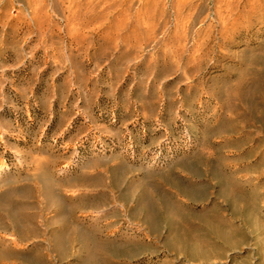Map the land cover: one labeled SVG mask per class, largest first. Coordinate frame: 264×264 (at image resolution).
Instances as JSON below:
<instances>
[{"label": "rangeland", "instance_id": "obj_1", "mask_svg": "<svg viewBox=\"0 0 264 264\" xmlns=\"http://www.w3.org/2000/svg\"><path fill=\"white\" fill-rule=\"evenodd\" d=\"M0 264H264V0H0Z\"/></svg>", "mask_w": 264, "mask_h": 264}]
</instances>
